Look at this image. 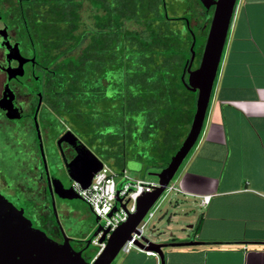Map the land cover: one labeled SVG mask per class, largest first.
Listing matches in <instances>:
<instances>
[{
  "label": "flooded vegetation",
  "instance_id": "1",
  "mask_svg": "<svg viewBox=\"0 0 264 264\" xmlns=\"http://www.w3.org/2000/svg\"><path fill=\"white\" fill-rule=\"evenodd\" d=\"M74 3L80 22L87 4L94 20L89 32L79 27L80 34L98 28L105 9L90 0ZM167 3L166 18L186 40L191 38V56L181 77L185 85L189 72L200 66L215 6L203 0ZM39 6L38 0H0V195L23 210L34 229L60 244L65 236L70 238L72 248L89 258L93 220L83 199L70 198L80 196L74 176L91 171L96 159L105 164L103 151L115 155L109 160L116 165V156L124 161L134 153L136 143L138 152L145 153V147L134 132L133 116L119 114L120 107L122 113L125 108L118 102L124 89L114 79H95L94 86L81 79L79 109L85 116L73 123L66 98L72 81L69 60L83 54L90 38L79 50L56 58L59 53L41 24ZM107 117L109 123L103 124ZM118 135L121 138L115 142L121 143V149L107 142Z\"/></svg>",
  "mask_w": 264,
  "mask_h": 264
},
{
  "label": "crops",
  "instance_id": "2",
  "mask_svg": "<svg viewBox=\"0 0 264 264\" xmlns=\"http://www.w3.org/2000/svg\"><path fill=\"white\" fill-rule=\"evenodd\" d=\"M175 177L186 230L168 219L159 241L207 244L167 248L165 264H264V0L237 1L202 133ZM112 264L161 260L133 250Z\"/></svg>",
  "mask_w": 264,
  "mask_h": 264
},
{
  "label": "trees",
  "instance_id": "3",
  "mask_svg": "<svg viewBox=\"0 0 264 264\" xmlns=\"http://www.w3.org/2000/svg\"><path fill=\"white\" fill-rule=\"evenodd\" d=\"M38 1L41 24L59 53L56 58L79 50L90 38L83 54L69 60L72 81L66 98L73 123H80L85 116L79 109L83 103L79 95L81 79L92 86L95 79H114L119 83L117 87L124 89L118 95L119 105H125L119 114L133 116L136 136L166 168L190 131L197 103V93L187 89L181 79L191 56V38L186 40L176 24L166 18L164 4L168 5V0H90L104 8L106 15L97 21L98 28L81 34L74 0ZM66 46L67 51L63 49ZM111 138L107 142L121 149V143L115 142L121 136ZM103 154L108 162L115 156L108 151ZM116 158V165H121L123 159Z\"/></svg>",
  "mask_w": 264,
  "mask_h": 264
},
{
  "label": "water",
  "instance_id": "4",
  "mask_svg": "<svg viewBox=\"0 0 264 264\" xmlns=\"http://www.w3.org/2000/svg\"><path fill=\"white\" fill-rule=\"evenodd\" d=\"M203 1H206L209 5H214L215 11L200 66L197 70L189 72V80L185 83L190 91L198 93L196 112L190 131L180 149L172 157L168 166L158 174L160 186L156 187L153 192L140 197L136 214L132 215L126 223L112 233L110 239H108L107 248L94 261H90L89 258H84L80 252H76L70 244V238L65 236L64 243L60 244L49 239L42 231L34 229L25 217L24 211L15 208L9 200L0 195V264H112L119 256L123 245L132 238L134 232H137L136 228L147 212L175 178L184 160L196 145L204 127L238 0ZM194 57L195 53L192 48L191 62ZM102 167L103 162L96 159L91 171L79 177L73 176L83 189H87L95 174ZM70 198L82 200L77 194L70 196ZM115 211L116 209L110 216ZM96 220L98 221V218ZM101 229L102 227H98L94 237L98 235ZM105 240L106 237H102L101 241ZM136 244L143 251L155 253L160 258L161 264H165V249L200 246L207 243L203 241L196 242L193 239L165 243L153 240L145 235L142 237V241H137Z\"/></svg>",
  "mask_w": 264,
  "mask_h": 264
},
{
  "label": "built area",
  "instance_id": "5",
  "mask_svg": "<svg viewBox=\"0 0 264 264\" xmlns=\"http://www.w3.org/2000/svg\"><path fill=\"white\" fill-rule=\"evenodd\" d=\"M125 174V170L123 171ZM159 182H150L145 180H132L127 175L119 185L115 180V173L110 166L103 164L102 169L95 174L90 186L83 189L78 185L80 197L89 205L93 214L98 218L101 231L93 239V245L97 248L93 261L96 260L107 248L108 239L122 224L126 223L130 217L138 211V201L146 193H151ZM179 192L172 185V182L166 187L160 198L150 208L146 216L136 228L137 232L132 234V238L123 245L120 253H129L133 250L143 251L137 247V241H142L148 223L155 217L156 211L160 207L159 201H162L171 193ZM211 196H203L201 203L206 206L210 203ZM116 209L114 214H110ZM102 220L105 223H102ZM105 241H101L102 237ZM146 252V251H145ZM152 253V252H150Z\"/></svg>",
  "mask_w": 264,
  "mask_h": 264
},
{
  "label": "rangeland",
  "instance_id": "6",
  "mask_svg": "<svg viewBox=\"0 0 264 264\" xmlns=\"http://www.w3.org/2000/svg\"><path fill=\"white\" fill-rule=\"evenodd\" d=\"M82 14H81V22H80V28L81 31L85 30L87 32L90 31L89 28H92L94 26V20L93 16L90 12V6L87 4L82 8ZM188 81V79H187ZM198 98V94H197ZM141 119V118H140ZM137 143L135 144V150L134 153L127 155L126 159L123 161L121 165H114L113 163H110L106 160H104L105 165L110 166L111 169L115 173V180L120 185L121 182H123L124 176L127 175L132 180H145L150 182H158V174L163 170V168L160 166V158L156 157L152 154H149V152L146 151V144L143 146L144 152L141 153L138 152V148L136 147ZM139 147V145H138ZM140 149V147H139ZM141 150V149H140ZM141 154V157L139 155ZM171 154L168 155L166 161L169 160ZM164 160V161H165ZM159 161V162H158ZM123 170H125V174L123 173ZM176 177L173 179L172 184L175 183ZM177 202L181 205L184 202V197L181 195H178L176 192H171L163 201L162 198L159 201L160 207L156 211L155 217L148 223L145 235L153 240L159 241V238H163L166 234H168V219H178V222L181 221V219H186L185 214L181 213L179 209H177ZM86 205V207L89 208L91 212L93 220V225L91 228V236L94 238V233L98 229V222L96 220V216L91 211L88 204L83 203ZM81 208V207H80ZM102 223H105L104 220H102ZM182 223L180 222L179 225L173 224L171 230H176L180 234H183V230H186L185 225L184 227H181ZM179 226V230L178 229ZM97 251V248H95L94 245H91L90 252H89V260L91 261L93 257L95 256ZM122 255V253L119 255V257Z\"/></svg>",
  "mask_w": 264,
  "mask_h": 264
}]
</instances>
